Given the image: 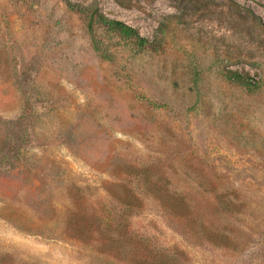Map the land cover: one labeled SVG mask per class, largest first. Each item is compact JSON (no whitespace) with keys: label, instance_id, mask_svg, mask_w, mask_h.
Instances as JSON below:
<instances>
[{"label":"rangeland","instance_id":"obj_1","mask_svg":"<svg viewBox=\"0 0 264 264\" xmlns=\"http://www.w3.org/2000/svg\"><path fill=\"white\" fill-rule=\"evenodd\" d=\"M89 6L161 47L114 37L97 50L76 11ZM156 157L150 181L162 172L202 219L181 229L184 213L140 192L128 218L136 240L184 249L190 264H264V0H0V264H120L62 232L72 191L112 222L110 202L126 201L118 183L143 186L128 166ZM202 168L211 188H232L228 212L198 193ZM206 223L238 244L207 241ZM142 242L123 249V264Z\"/></svg>","mask_w":264,"mask_h":264},{"label":"trees","instance_id":"obj_2","mask_svg":"<svg viewBox=\"0 0 264 264\" xmlns=\"http://www.w3.org/2000/svg\"><path fill=\"white\" fill-rule=\"evenodd\" d=\"M76 11L87 21V28L92 36V43L97 50L102 48L99 47V45L103 43L108 44L116 41L114 37L117 41L118 39H122L126 43L131 44L138 52L157 51V49L161 47V42L155 39V37L149 40L141 35L135 27L122 20L106 17L98 12L95 7L77 8ZM98 30L105 31L108 35L97 38L96 32ZM104 53L107 54L106 51H104ZM222 73L233 82H238L240 84L245 83L243 81V76L236 70L224 68ZM155 159V162L150 164H143L142 166L138 165L135 167L128 166L129 168L127 169L131 171L130 174L133 173V171H141L142 174L140 177L143 180V186L129 187L128 183L133 180L130 176H128V181L122 179V182L118 183L119 188H122L121 190L123 191L126 201H118L116 197L112 199L113 201L110 202L109 205L110 208L107 210L109 215L110 212L116 214V216H111L112 222L104 218L106 213L98 212V210L102 209L90 210L87 208L85 198L81 196L83 194L79 193V188L76 187V191H72L71 195L73 199L69 201L70 206L67 208L66 216L63 218L64 225L62 227V232L67 234L72 231V234H70L71 237L78 240L80 246H85L96 252L98 251L102 256L118 253L117 262L123 264V249L132 248L136 246L137 243L142 242V240H136V238L133 237L128 221L132 213L137 211V207L141 205L140 198L137 195L140 192H144L148 196L154 198L158 203V206L156 205L157 207L162 209L168 208L171 214L178 215L184 213L179 220V227L181 229L194 226L196 220L200 222L202 216L198 217V215H195V211L193 216L190 215L191 209L188 208L187 193L185 190L172 188L169 185L171 183L170 179L167 180L162 172L159 174L160 177L157 176L156 180L150 181L151 175L148 167L150 165H154L155 167L157 165L161 166L162 164L159 158L156 157ZM181 173H184V175H181V178H187L191 175L185 171ZM199 173L200 174H193L194 176H192V179L196 181L195 186L198 187V193H209L212 191L216 200L219 201L223 209L228 212L227 206L230 204V193L232 192V188H220L219 186L211 188V184L213 183L211 172L202 168ZM197 203H195V207L199 206ZM116 204H118V207L115 206ZM97 213L101 214L102 218L100 217L101 215L97 216ZM197 231L199 233L202 232L201 235L207 241L217 246L234 247L238 244L236 237L227 230L216 228L210 224L208 225V223L204 224L201 230ZM242 234H244L243 231L240 235ZM141 245H143V255L133 257L130 260V264H190L191 257L184 249L176 248V250L173 249L171 251H160L144 245L143 242Z\"/></svg>","mask_w":264,"mask_h":264}]
</instances>
